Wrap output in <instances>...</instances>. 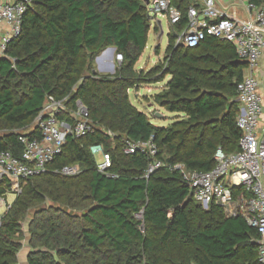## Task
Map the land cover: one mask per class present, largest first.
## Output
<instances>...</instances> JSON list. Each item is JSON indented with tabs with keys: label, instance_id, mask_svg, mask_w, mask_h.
Instances as JSON below:
<instances>
[{
	"label": "trees",
	"instance_id": "16d2710c",
	"mask_svg": "<svg viewBox=\"0 0 264 264\" xmlns=\"http://www.w3.org/2000/svg\"><path fill=\"white\" fill-rule=\"evenodd\" d=\"M28 1L19 35L0 56V150L20 154L19 136L48 96L63 101L59 119L69 125L80 100L93 132L66 136L46 170L21 182L2 217L0 264H18L22 223L31 212L28 264H262L256 230L217 206L204 210L175 168L209 171L217 149L238 151L242 136L236 87L246 63L233 45L213 37L193 49L176 43L195 1L170 0L182 18L167 35L163 60L146 73L135 68L151 20L141 0ZM108 48L121 55L120 64L112 75L98 74L95 59ZM165 77L153 102L178 119L158 127L128 92ZM25 135L38 137L32 130ZM126 140L152 142L163 166L145 178L152 158L125 154ZM95 145L110 155L113 177L98 172ZM76 165L77 174L60 173ZM9 185L0 186V195Z\"/></svg>",
	"mask_w": 264,
	"mask_h": 264
},
{
	"label": "built area",
	"instance_id": "2783aa9c",
	"mask_svg": "<svg viewBox=\"0 0 264 264\" xmlns=\"http://www.w3.org/2000/svg\"><path fill=\"white\" fill-rule=\"evenodd\" d=\"M28 6V0H0V25L8 29L0 39V56L8 41L19 35ZM146 7L151 18L162 15L171 25L182 18L181 11L170 0H148ZM229 7L231 13L224 10ZM206 37L230 43L238 58L246 63L243 78L236 87L239 103L236 124L242 136L238 151L227 154L217 149L215 164L209 171H187L181 165L175 168L181 171L192 198L204 210L217 206L228 216H241L256 230L259 261L264 264V6L250 0H196L187 9V24L176 43L193 49ZM117 59L121 61V55H117ZM65 111L63 101L48 96L33 123L32 132L38 137L20 135L22 149L18 156L12 151L0 150V186L10 184L0 195V209H3L0 226L3 214L12 205L7 196H18L22 181L46 170L62 153L66 136L79 138L93 132L88 110L80 100L76 101L71 114L74 124L59 119ZM137 151L152 158L145 178L163 166L155 158L156 146L152 142L125 141V154ZM90 153L96 160L98 172L108 175L112 165L110 155L101 145L90 147ZM78 172L76 165L63 167L60 173L70 176Z\"/></svg>",
	"mask_w": 264,
	"mask_h": 264
},
{
	"label": "rangeland",
	"instance_id": "374dc122",
	"mask_svg": "<svg viewBox=\"0 0 264 264\" xmlns=\"http://www.w3.org/2000/svg\"><path fill=\"white\" fill-rule=\"evenodd\" d=\"M141 1L144 2V0H141ZM220 8L223 9V7H220ZM224 10H227V12L231 13L232 8L229 7V8H225ZM170 31H172V25L168 22L166 17H163L162 15H157L151 18L150 30H149V35H148V43H147V46L142 56L140 57L139 61L137 62L135 66L137 70H142L144 73H146L151 68L161 63V61L164 58V51L167 45V35ZM156 50H158V53L155 52ZM103 55L107 56V55H110V53L106 49L102 51L97 57H99L101 60ZM117 55L118 54L116 52L113 54L112 66H108L107 68L109 69V71H111L110 74L113 73L112 69L114 71V69H116L120 64V61L117 59ZM168 79L169 77H165L161 82L158 83V86L162 87ZM155 85L157 84H153V86H151L153 93L157 92L159 89V88L158 89L155 88L156 87ZM146 87H147V84H141L137 88L131 89L128 92L130 102L139 111L145 112V113H147L148 110L151 109L150 107H148L147 102L150 101V99L153 100V98H150V99L146 98V101H147L146 102L143 99L142 96L149 95V93H147ZM135 92L138 93L139 95H135ZM153 112L148 113V115L151 120V123L158 127L169 126L170 124H172V122L178 119V117H176L175 114L169 113L165 111L164 109H159V114L161 116L160 118L153 117L152 116ZM33 129H34V124L30 126L28 129H26L25 131H22L21 134L25 135ZM97 159L100 160V158L98 157ZM7 200L9 203H12V201L14 200V197L12 195H8ZM1 212H3V209H0V213ZM32 213L33 212L29 213L25 221L22 223V227L25 232L27 231L28 222L31 218Z\"/></svg>",
	"mask_w": 264,
	"mask_h": 264
},
{
	"label": "crops",
	"instance_id": "0c3cea01",
	"mask_svg": "<svg viewBox=\"0 0 264 264\" xmlns=\"http://www.w3.org/2000/svg\"><path fill=\"white\" fill-rule=\"evenodd\" d=\"M6 32H8L7 27L4 26V25H0V39L4 36V34ZM112 60H113V55L111 53H110V55H107V56H104L103 55L102 56V59L100 61H96L95 60V63H94L95 70L94 71L96 73H98V74H110L111 71H109V69H107V68H108V66H112ZM114 72H115V69H114ZM112 74H114V73H112ZM158 83H155V84H157V85H155L156 86L155 88H157V89L159 88L158 91L155 92V93H153V91L151 89L152 88L151 86H153V84H147V87L146 88H147V93H149V95L142 96L145 101H146V98L147 99L153 98V96L155 94L159 93L162 90L163 86L166 84L165 83L162 87H160V86H158ZM135 95H139V94L135 92ZM147 103H148L147 104L148 107H150L151 109H149L147 113H145V112H143V113L146 114L149 117L148 113H152L154 111L153 114H152V116L155 117V118H160L161 116L159 114V109H162V108H160L158 105H156L153 102V100H151V99ZM15 198L16 197H14V200H15ZM13 201H12V203H13ZM23 232H24V239L21 242V245H22L21 246V249L19 250V252L17 254L18 264H28V262H27V254L30 252V247L28 245L29 235H28L27 231L25 232L23 230Z\"/></svg>",
	"mask_w": 264,
	"mask_h": 264
},
{
	"label": "water",
	"instance_id": "95a60500",
	"mask_svg": "<svg viewBox=\"0 0 264 264\" xmlns=\"http://www.w3.org/2000/svg\"><path fill=\"white\" fill-rule=\"evenodd\" d=\"M148 0H144V3L147 4ZM112 55L115 53V49L114 48H108L107 49ZM96 61H100V58L97 57ZM95 72V71H94ZM112 72L114 73L113 69Z\"/></svg>",
	"mask_w": 264,
	"mask_h": 264
}]
</instances>
